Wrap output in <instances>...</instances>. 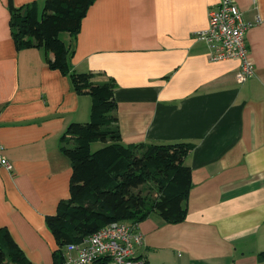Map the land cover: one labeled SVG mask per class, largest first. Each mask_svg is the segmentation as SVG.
I'll list each match as a JSON object with an SVG mask.
<instances>
[{
	"label": "crops",
	"instance_id": "obj_1",
	"mask_svg": "<svg viewBox=\"0 0 264 264\" xmlns=\"http://www.w3.org/2000/svg\"><path fill=\"white\" fill-rule=\"evenodd\" d=\"M235 1L252 23L255 75L245 82L239 59L211 60L196 34L220 0H95L77 36L63 37L72 68L115 78L124 143L195 144L185 159L187 218L174 224L153 213L138 225L136 257L147 264H264V0ZM10 17L0 0V143L13 165L0 168V227L31 264H58L46 217L70 196L60 137L89 119L91 97L49 67L44 48L17 49Z\"/></svg>",
	"mask_w": 264,
	"mask_h": 264
},
{
	"label": "trees",
	"instance_id": "obj_2",
	"mask_svg": "<svg viewBox=\"0 0 264 264\" xmlns=\"http://www.w3.org/2000/svg\"><path fill=\"white\" fill-rule=\"evenodd\" d=\"M94 2L44 0L40 7L38 2L17 6L8 0L17 49L44 48L49 67L68 75L77 93L91 97L89 121L71 122L60 137V151L72 166L70 196L46 217L58 245L53 254L58 264L66 262L67 244L82 241L110 222L139 225L153 213L168 223L184 221L192 187V171L185 159L195 144L124 143L115 115V78L99 82V73L77 71L70 65L72 51L60 34L76 37ZM95 142L103 146L93 150ZM258 260L264 262V250ZM0 264H31L6 227H0Z\"/></svg>",
	"mask_w": 264,
	"mask_h": 264
},
{
	"label": "built area",
	"instance_id": "obj_3",
	"mask_svg": "<svg viewBox=\"0 0 264 264\" xmlns=\"http://www.w3.org/2000/svg\"><path fill=\"white\" fill-rule=\"evenodd\" d=\"M251 26L252 23L244 19L243 11L235 0H220L209 11L207 28L196 33L208 44L211 60H240L237 72L239 82H245L255 75L246 41ZM0 168L13 169L1 143ZM142 242L143 234L138 225L123 220L113 221L82 241L67 244L65 264H92L98 259H106L104 264H145L144 260L136 257V247Z\"/></svg>",
	"mask_w": 264,
	"mask_h": 264
},
{
	"label": "rangeland",
	"instance_id": "obj_4",
	"mask_svg": "<svg viewBox=\"0 0 264 264\" xmlns=\"http://www.w3.org/2000/svg\"><path fill=\"white\" fill-rule=\"evenodd\" d=\"M64 35L67 36V35H69V34H68V32H67V33H66V32H62V33L60 34V37L63 39ZM89 119H90V117H89ZM89 119H88L87 121H85V122H88ZM102 146H103V143H102V142H95V143H93V145H92V149H93V150H96V149H98V148H100V147H102Z\"/></svg>",
	"mask_w": 264,
	"mask_h": 264
}]
</instances>
